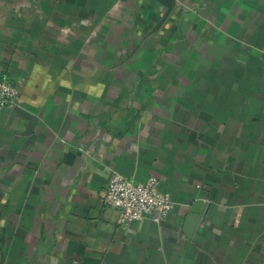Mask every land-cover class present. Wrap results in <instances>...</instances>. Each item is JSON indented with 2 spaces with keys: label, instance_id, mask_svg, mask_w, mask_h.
I'll return each instance as SVG.
<instances>
[{
  "label": "crops",
  "instance_id": "crops-1",
  "mask_svg": "<svg viewBox=\"0 0 264 264\" xmlns=\"http://www.w3.org/2000/svg\"><path fill=\"white\" fill-rule=\"evenodd\" d=\"M0 0V264H264V0ZM117 172L167 219L122 227ZM204 211L193 234L189 207Z\"/></svg>",
  "mask_w": 264,
  "mask_h": 264
},
{
  "label": "built area",
  "instance_id": "built-area-1",
  "mask_svg": "<svg viewBox=\"0 0 264 264\" xmlns=\"http://www.w3.org/2000/svg\"><path fill=\"white\" fill-rule=\"evenodd\" d=\"M18 102L17 86L0 76V111L5 107L18 106ZM101 200L117 212L116 223L122 227L143 219L162 222L174 208L170 194L160 189L159 180L153 175L134 181L112 172Z\"/></svg>",
  "mask_w": 264,
  "mask_h": 264
},
{
  "label": "water",
  "instance_id": "water-1",
  "mask_svg": "<svg viewBox=\"0 0 264 264\" xmlns=\"http://www.w3.org/2000/svg\"><path fill=\"white\" fill-rule=\"evenodd\" d=\"M154 1L165 7L164 14L161 16L158 22V24H160L164 21V19L167 17L169 12L173 8L175 4V0H154ZM15 114L19 115L20 117L24 118L27 121L26 129L24 133L25 134L30 133L38 120L37 117L32 113L26 111L25 109L21 108L20 106L13 107L11 112V117H13ZM203 211H204V203L202 200H195L190 205L184 223V233L187 237H190L193 234L198 222L200 221Z\"/></svg>",
  "mask_w": 264,
  "mask_h": 264
}]
</instances>
